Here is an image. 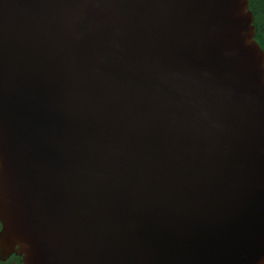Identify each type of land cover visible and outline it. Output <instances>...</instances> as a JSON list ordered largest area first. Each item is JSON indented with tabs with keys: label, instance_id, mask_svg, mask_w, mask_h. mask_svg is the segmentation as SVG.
<instances>
[{
	"label": "water",
	"instance_id": "water-1",
	"mask_svg": "<svg viewBox=\"0 0 264 264\" xmlns=\"http://www.w3.org/2000/svg\"><path fill=\"white\" fill-rule=\"evenodd\" d=\"M249 0H0V260L264 264V49Z\"/></svg>",
	"mask_w": 264,
	"mask_h": 264
},
{
	"label": "trees",
	"instance_id": "trees-1",
	"mask_svg": "<svg viewBox=\"0 0 264 264\" xmlns=\"http://www.w3.org/2000/svg\"><path fill=\"white\" fill-rule=\"evenodd\" d=\"M250 9L255 16L256 40L264 49V0H249ZM0 264H21L20 257L12 255L7 261H1Z\"/></svg>",
	"mask_w": 264,
	"mask_h": 264
}]
</instances>
